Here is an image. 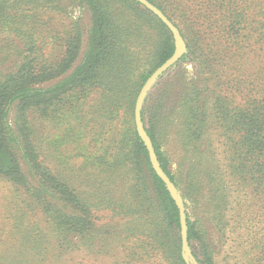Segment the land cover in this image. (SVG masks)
Masks as SVG:
<instances>
[{
	"label": "trees",
	"instance_id": "trees-1",
	"mask_svg": "<svg viewBox=\"0 0 264 264\" xmlns=\"http://www.w3.org/2000/svg\"><path fill=\"white\" fill-rule=\"evenodd\" d=\"M149 1L187 47L141 121L185 201L193 256L264 264V0ZM175 49L136 0H0V178L9 232L21 233L0 264H75L83 252L98 264H186L176 200L134 121L142 84ZM85 137L99 151L76 150L82 173L65 174L54 150Z\"/></svg>",
	"mask_w": 264,
	"mask_h": 264
},
{
	"label": "rangeland",
	"instance_id": "rangeland-1",
	"mask_svg": "<svg viewBox=\"0 0 264 264\" xmlns=\"http://www.w3.org/2000/svg\"><path fill=\"white\" fill-rule=\"evenodd\" d=\"M75 14L76 16H82L83 14V18H84V22H86L87 20V15L86 13H83V10L80 9H76L75 10ZM62 16H54L53 17V22L55 23V25H52L53 27L51 29H54L56 32H60L63 30V26L62 23L65 21V18H63ZM54 44L50 45V48L52 47V52L55 53V48H54ZM183 64L186 65L187 69L191 68V61L188 58L186 61H183ZM168 76L163 75L154 85H152V87L149 89V91L146 93L144 102H143V106L145 105V101L148 97H150L152 95V93L155 91V89L162 84L165 80H167ZM41 127H39L40 132L42 131V129H40ZM50 136L55 140L56 138H58V134L55 132V130H52L50 133ZM49 142V141H48ZM81 146L77 149H75L76 145L75 144H66L63 143L61 146V150L60 149H56L54 150V154L53 156L55 158H58L60 155L61 151V155H62V159L66 160L67 163L65 165H58V163L56 162V165H58V168H61L65 171V174H69V175H77V174H81L82 170H78V167L82 168L83 164L81 162H84V158L82 156H74L76 150H78L79 152H92V153H97L99 151V147L101 146L100 142H96V143H90L89 144V137H85L83 139V141L80 143ZM54 148H56V145H54ZM53 151V150H52ZM170 154L172 156V158L174 160H176L177 153L178 150L176 148H171L170 150ZM86 172H88V169H85ZM181 193V192H180ZM10 193H9V188L8 185L6 184L5 180H3L2 178H0V253L3 254H8V250H7V243L9 242H14V241H20V235L21 233H15L12 234L9 232L10 226H11V218L8 215H4V211H5V205L7 203V198L9 197ZM182 195V194H181ZM183 198V196H182ZM184 200V199H183ZM185 202V201H184ZM188 206V204H186ZM198 209L201 212H204L205 210V206H201V207H197L196 211H198ZM193 213V212H192ZM37 220V218H35V216L32 214V212H29L26 215L25 218V224H30V225H34L35 221ZM258 225L257 222H252L251 223V230H254L255 227ZM44 231H47L46 225L45 224H41L40 225ZM12 234V235H10ZM216 235V234H215ZM10 236L12 238H10ZM189 251L191 252L190 254L193 256V251L194 248L191 244H189ZM227 246V245H226ZM229 252V249H225L222 251V255H226ZM25 253L27 254V257H29L32 254L31 250H25ZM99 258L98 260H94V258L91 255H86L85 252L80 253V255H75L74 258V262L75 264H98L99 260H100V255H98ZM195 259V257H194ZM196 260V259H195ZM197 261V260H196ZM46 263H48L46 261ZM105 264V261L103 262ZM61 264H65L64 262L61 261Z\"/></svg>",
	"mask_w": 264,
	"mask_h": 264
},
{
	"label": "water",
	"instance_id": "water-1",
	"mask_svg": "<svg viewBox=\"0 0 264 264\" xmlns=\"http://www.w3.org/2000/svg\"><path fill=\"white\" fill-rule=\"evenodd\" d=\"M139 2L141 6L152 12L155 16H157L165 26L171 31L174 40L176 49L173 55L165 61L161 66L154 70V72L144 81L142 84L134 106V121L136 125V129L140 137L142 138L144 144L148 150L149 160L153 169L157 172L159 177L165 183L167 189L170 191L174 199L176 200L178 210H179V222H180V236H181V253L182 257L186 264H198V262L192 257L189 251V245L187 241V233H186V217H185V206L184 200L178 188L175 186L173 182L169 179L168 175L165 171L160 167V164L155 155L152 142L147 135L143 123L141 121V109L143 107V102L146 96V93L149 89L154 85L163 75H165L169 70H171L179 61V58L187 53V47L185 40L183 39L179 28L163 13L161 9H159L156 5L151 3L149 0H136Z\"/></svg>",
	"mask_w": 264,
	"mask_h": 264
}]
</instances>
